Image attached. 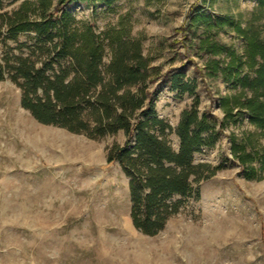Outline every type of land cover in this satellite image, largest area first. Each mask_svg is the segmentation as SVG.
Instances as JSON below:
<instances>
[{
  "label": "rangeland",
  "instance_id": "1",
  "mask_svg": "<svg viewBox=\"0 0 264 264\" xmlns=\"http://www.w3.org/2000/svg\"><path fill=\"white\" fill-rule=\"evenodd\" d=\"M34 1L0 0V14ZM91 1L75 0L64 11L77 28L90 27L106 63L118 41L139 42L152 79L157 77L153 109L172 129L167 135L172 149L179 145L175 129L184 112L194 111L198 119L205 113L215 123L213 144L193 154V164L215 173L197 184V197H174L181 201L178 212L159 233L145 235L131 221L129 178L120 165L106 162L112 146L123 145V132L90 138L41 124L22 108L20 90L0 81V264H264V178L259 172L246 178L230 152L231 137L238 144L254 129L245 117L218 132V98L238 88L226 84L221 72L215 77L197 72L219 58L188 49L179 32L190 13L212 18L229 13L264 36V10L253 0ZM196 36H202V27ZM34 37L18 35L4 48L17 54L16 46L32 47ZM214 38L243 47L234 33ZM175 79L191 89L194 83L193 94L175 89ZM252 166L258 171V163Z\"/></svg>",
  "mask_w": 264,
  "mask_h": 264
},
{
  "label": "trees",
  "instance_id": "2",
  "mask_svg": "<svg viewBox=\"0 0 264 264\" xmlns=\"http://www.w3.org/2000/svg\"><path fill=\"white\" fill-rule=\"evenodd\" d=\"M52 1L23 2L16 10L0 14V81L7 79L20 90L22 108L41 124L90 138L123 132V145H113L106 162L120 165L129 178L133 226L154 236L178 212L180 200L197 197V184L214 175L208 165L193 164V154L213 144L215 123L205 113L198 119L196 112H184L175 129L179 145L172 149L167 140L172 129L153 109L152 86L157 77L152 79L139 42L118 41L106 63L101 43L90 27L77 28L64 11L75 0ZM253 1L264 10V0ZM200 27L202 36H196ZM28 32L35 34L32 47L18 44L17 54L4 48L6 40L16 41L18 35ZM179 32L188 49L219 58L196 68L197 72L206 70L209 77L221 72L226 84L238 88L218 98L222 112L218 132L246 117L254 130L238 144L230 138L231 157L244 169L246 178H257L258 172L264 178V36L260 29L242 27L240 16L229 13L215 18L190 13ZM220 32L234 33L242 40V49L218 43L214 37ZM177 80L172 83L175 89L193 94L194 83L191 89ZM203 132L211 135L204 139ZM174 197L180 200L173 201Z\"/></svg>",
  "mask_w": 264,
  "mask_h": 264
}]
</instances>
